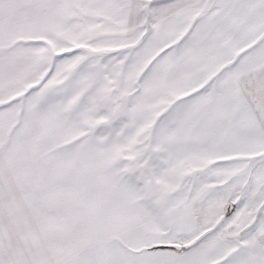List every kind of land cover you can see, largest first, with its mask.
I'll return each instance as SVG.
<instances>
[{"label":"snow or ice","instance_id":"6c2138e0","mask_svg":"<svg viewBox=\"0 0 264 264\" xmlns=\"http://www.w3.org/2000/svg\"><path fill=\"white\" fill-rule=\"evenodd\" d=\"M0 264H264V0H0Z\"/></svg>","mask_w":264,"mask_h":264}]
</instances>
